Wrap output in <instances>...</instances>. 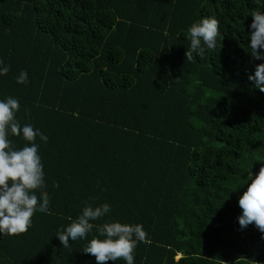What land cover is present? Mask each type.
<instances>
[{
    "label": "trees",
    "instance_id": "1",
    "mask_svg": "<svg viewBox=\"0 0 264 264\" xmlns=\"http://www.w3.org/2000/svg\"><path fill=\"white\" fill-rule=\"evenodd\" d=\"M255 8L0 0V67H9L0 101L18 99L21 125L48 137L35 143L51 212H35L26 233L0 235V264H97L82 251L104 239L96 227L69 248L56 236L85 201L111 207L96 226L143 225L149 242L138 243L134 264H264V234L237 219L238 199L264 166V93L248 79L264 63L249 50ZM203 17L219 21L222 39L187 61V30ZM21 71L27 83H17Z\"/></svg>",
    "mask_w": 264,
    "mask_h": 264
},
{
    "label": "clouds",
    "instance_id": "2",
    "mask_svg": "<svg viewBox=\"0 0 264 264\" xmlns=\"http://www.w3.org/2000/svg\"><path fill=\"white\" fill-rule=\"evenodd\" d=\"M257 8L250 12L252 22L250 28V55L256 60H264V0H255ZM243 23V21H242ZM190 47L185 52L187 61L194 59L193 53L201 60L206 54L217 47L218 39H222L219 21L214 17H203L193 22L187 30ZM0 64L3 61L0 60ZM8 66L0 67V75H6ZM255 87L264 93V63L255 66L254 74L248 76ZM17 83H27V73L21 71ZM20 111L18 99L8 97L0 101V235L14 236L26 233L31 226L32 217L39 211L51 215L49 210L50 198L46 190L45 173L37 137L47 142L48 137L30 123L23 126L17 119ZM25 114L29 115L28 110ZM9 135L22 137L30 146L16 149ZM246 191L238 199L241 215L237 217L240 227L246 228L254 224L264 234V166L260 167L255 176H251ZM58 188L59 184L54 183ZM40 189L39 196L36 190ZM82 213L70 223L61 227L56 236L64 248H69V240L84 239L97 228L99 239L93 237L82 249L86 254L95 257L97 264H107L108 261L123 259L126 264H134V252L138 243H148V236L142 224H127L120 222H105L96 226L90 221H96L111 211L109 204L104 203L93 207L84 202ZM264 238V236H262Z\"/></svg>",
    "mask_w": 264,
    "mask_h": 264
}]
</instances>
